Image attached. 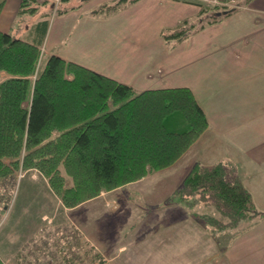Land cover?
<instances>
[{"label":"trees","instance_id":"obj_1","mask_svg":"<svg viewBox=\"0 0 264 264\" xmlns=\"http://www.w3.org/2000/svg\"><path fill=\"white\" fill-rule=\"evenodd\" d=\"M123 1L102 7L115 10ZM5 4L0 0V14ZM40 4L22 0L19 13H37ZM235 10L202 6L200 14L210 13L209 24ZM49 24V19L36 23L42 41ZM185 28L165 38L183 40ZM41 47L42 42L0 30V180L37 170L63 206L74 208L173 165L209 127L189 87L136 91L55 53L40 61ZM179 191L181 198L200 195L198 201L215 208L217 215H204L212 230L235 228L255 212L251 192L221 165L195 167ZM83 261L110 264L92 246Z\"/></svg>","mask_w":264,"mask_h":264},{"label":"rangeland","instance_id":"obj_2","mask_svg":"<svg viewBox=\"0 0 264 264\" xmlns=\"http://www.w3.org/2000/svg\"><path fill=\"white\" fill-rule=\"evenodd\" d=\"M99 1H102L103 6L116 4L119 0ZM166 1L142 0L133 4L130 3L132 0H125L118 7V12L104 18L110 20H101L97 27L103 28L104 38L91 40L88 45L89 52L94 53L99 62L92 66L116 76L119 72H125L132 60H136L132 58L133 50L136 56L143 52L148 59L152 57L153 60L162 61V49L155 37L163 24L164 37L165 34L185 27L189 36L202 20L207 24L211 18L210 13L198 15L194 11L195 3H204L203 0H169L173 3L169 6ZM81 2L47 0L45 4H40L35 15L28 14L21 18V24L15 27L13 34L25 37L27 32L23 26L32 17L48 13L51 25L45 46L41 47L42 59L48 53L49 44L60 39L59 26L66 19L58 10ZM204 7L213 6L206 4ZM115 10L108 9L110 14ZM183 17H187V20L180 23L178 20ZM94 44L98 50L92 49ZM142 44L147 46L145 50H141ZM102 45L104 49H100ZM126 45L129 54L120 49L116 56L113 55L118 48ZM88 46L83 45L80 50L86 52ZM203 141L189 150L181 162L182 166L200 156L199 149ZM182 166H179L181 174L186 171ZM172 169L170 172L153 171L155 173L145 182H130L131 186L104 192L97 199L74 208L63 206L47 179L37 170L20 171L13 177L0 180V257L5 264H84L87 245L83 239L87 235L89 244L98 246V251L110 264H224L222 256L218 261L212 258L215 248H210L215 243L208 232L210 228L206 221L203 223L204 220L197 221L189 217L178 224L171 220L167 223L162 222L165 219L156 214L155 210L151 211V205L156 199L164 203L162 201L170 195L169 202L165 204L168 211L179 216L193 215V205L198 203L200 195H185L181 198L179 193H175L183 185L180 184L179 176L170 174L176 171ZM149 187L155 190L148 192ZM176 199L182 204L171 201ZM195 208L204 214H217L213 206L203 201H199Z\"/></svg>","mask_w":264,"mask_h":264},{"label":"crops","instance_id":"obj_3","mask_svg":"<svg viewBox=\"0 0 264 264\" xmlns=\"http://www.w3.org/2000/svg\"><path fill=\"white\" fill-rule=\"evenodd\" d=\"M21 1L6 0L0 14V30L14 33L15 27L21 24V20L31 14L19 13ZM44 1L46 0H39L41 4ZM140 1L142 0L130 3L136 4ZM244 1L242 0L245 6L223 16L219 21L207 24L198 31L193 30L192 34L181 41L165 38L163 24L155 37L162 49L160 50L162 61L153 60L152 57L148 59L143 52L136 56V51L133 50L132 58L136 60H132L131 66H127L125 72H119L118 75L115 74L116 76L108 74L107 70L92 66L99 62L94 53L89 52L88 45L91 40L104 38L103 28L99 29L97 25L101 20H110L104 18L118 12L119 8L110 14L107 8L102 7V1L99 0L76 4L61 13L66 20L59 26L60 39L53 41L47 47V55L55 53L67 60L80 62L97 71L117 77L118 80L132 85L136 91L165 87H189L194 91L209 119L208 129L189 149L204 140L199 149L200 156L182 166L181 162L189 153L188 150L175 164L160 171H171L175 168V173L170 174L179 176L180 184L183 185L186 177L195 167L201 164V167L221 165L229 178L242 182L251 192L255 212L239 226L212 230L209 225L208 232L211 237L213 236L215 243H213L214 247L210 248H215L212 258L218 261L222 256L224 264H264V0ZM166 2H169L167 6L173 4L169 0ZM201 8L200 4L195 3L196 14H200ZM47 14L32 17L29 23L23 26L27 32L23 37L30 41L42 42L45 46L46 36L42 41L36 23L49 19L50 27L51 16L49 14L45 16ZM105 15L108 16L104 17ZM185 20L187 17L178 21L181 23ZM83 45L88 46L86 52L80 50ZM146 48L147 46H143L141 50ZM92 49L98 50L95 44ZM100 49H104V45ZM120 49H124L127 54L130 52L126 45L124 48H118L113 55L116 56ZM179 166L186 171L181 174ZM155 172L149 173L137 183L145 182ZM133 183L136 182L131 184ZM127 185L122 187H128ZM151 189L149 187L147 191L155 190ZM104 192L108 193V191ZM169 196L162 201L164 203H161L160 199H156L153 205L150 203L151 211L155 210L156 214L165 219L162 222L168 223V220H171L178 224L192 217L197 221L204 220L205 223L206 214L196 211L195 208L199 201L193 205L195 209L193 215L179 216L167 210L165 204L169 202ZM171 201L182 204L179 199ZM83 243L87 245V250L92 246L98 251V246L89 244L87 235Z\"/></svg>","mask_w":264,"mask_h":264},{"label":"built area","instance_id":"obj_4","mask_svg":"<svg viewBox=\"0 0 264 264\" xmlns=\"http://www.w3.org/2000/svg\"><path fill=\"white\" fill-rule=\"evenodd\" d=\"M203 2L204 3L200 4L203 7L206 6V4H209L212 5L213 7H218L222 10L238 9L245 6L242 0H203ZM42 54H43V50L41 51L40 61H41V57L43 56Z\"/></svg>","mask_w":264,"mask_h":264},{"label":"water","instance_id":"obj_5","mask_svg":"<svg viewBox=\"0 0 264 264\" xmlns=\"http://www.w3.org/2000/svg\"><path fill=\"white\" fill-rule=\"evenodd\" d=\"M82 1H88V0H82ZM228 10H225L224 12L226 13Z\"/></svg>","mask_w":264,"mask_h":264}]
</instances>
